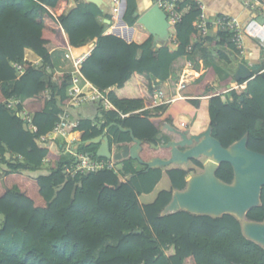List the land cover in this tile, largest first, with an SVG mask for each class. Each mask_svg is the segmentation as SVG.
Returning <instances> with one entry per match:
<instances>
[{
    "label": "trees",
    "instance_id": "1",
    "mask_svg": "<svg viewBox=\"0 0 264 264\" xmlns=\"http://www.w3.org/2000/svg\"><path fill=\"white\" fill-rule=\"evenodd\" d=\"M70 3L0 0V213L4 216L0 224V264H264V247L243 235L234 215L214 218L180 211L161 216L173 190L161 191L153 203L142 204L140 195L156 188L163 168L145 171V165L127 158L118 171L103 169L75 177L64 173L75 159L63 154L65 143L54 136L53 130L70 101L73 77L53 71L54 49L80 47L73 48L79 55L89 53L94 42L81 71L93 85L108 90L123 87L134 73L166 80L173 62L188 55L191 45L193 49L199 45L193 23L200 11L192 0L181 3L182 19L170 29L173 41L157 47L154 36L137 22V0H127L124 20L148 34L143 43L124 40L131 39V30L120 20L121 8L110 27L102 18L112 16L96 4L83 0H76L72 6ZM109 27L111 34H105ZM222 36L225 40V34ZM26 49L33 50L44 64L36 67L28 63L26 72L18 76L12 62L22 61ZM46 75L48 80L44 79ZM254 75L244 92H230L232 101H223L220 93L246 80H226L217 91L212 87L211 69L182 93L188 97L210 96L213 135L225 147L248 133V147L264 153V76ZM20 97L33 100L30 109L36 131L19 115L24 109L22 103L9 107L11 99ZM109 98L119 111H106L100 105L105 118L101 127L83 118L68 131L76 132L77 143H86L112 123L132 128L143 141L140 155L145 161L169 158L170 149L157 147L161 125L172 123L180 113L195 116L198 108V99L185 98L156 113L144 110L121 118L119 112H134L152 102L147 98L120 99L113 91ZM111 129L114 149L134 145L129 132L118 126ZM80 147L102 158L89 150L95 144ZM17 154L23 158L12 157ZM193 162L203 168L200 161ZM166 174L173 189L186 186L189 172L185 169L171 168ZM217 175L232 182V165L222 163ZM248 217L264 219V187L262 205L251 209Z\"/></svg>",
    "mask_w": 264,
    "mask_h": 264
},
{
    "label": "water",
    "instance_id": "2",
    "mask_svg": "<svg viewBox=\"0 0 264 264\" xmlns=\"http://www.w3.org/2000/svg\"><path fill=\"white\" fill-rule=\"evenodd\" d=\"M83 1L96 4L105 14L104 8L108 6L105 0ZM72 2L75 4L76 0H72ZM135 14L139 16L137 22L154 36L155 46L161 41L163 42L162 45L169 43L170 24L163 9L154 4L143 14L139 12ZM120 20L127 27L123 20V12L120 15ZM105 22L111 24L112 20L105 19ZM254 73H260L264 76V66L249 67L241 63L235 80L249 81L255 76ZM112 126H118L122 131L129 132L135 142L134 145H125L119 151H114L107 134ZM161 129L176 136V138L172 137L167 142L157 145V147L170 149L169 158L156 157L149 161L143 160L140 155L143 141L135 136L132 128H125L117 123H112L99 136L89 139L86 143L79 142L78 145L97 144L99 145L96 152L97 156L113 157L119 162L132 158L145 165V171L152 168H167L173 165L180 167L194 160L200 161L203 164L202 171L189 175L183 189H173L172 198L160 215L166 216L186 211L192 215L218 218L224 214H231L240 221L243 235L264 247V219L258 221L248 217V212L251 209L262 205L264 153L248 147L249 134L246 133L242 138L225 147L213 135L211 124L199 134H191L189 130H180L169 122H164ZM222 163H229L233 167L234 178L230 183L217 175ZM135 231L141 232L140 230Z\"/></svg>",
    "mask_w": 264,
    "mask_h": 264
},
{
    "label": "crops",
    "instance_id": "3",
    "mask_svg": "<svg viewBox=\"0 0 264 264\" xmlns=\"http://www.w3.org/2000/svg\"><path fill=\"white\" fill-rule=\"evenodd\" d=\"M116 1L117 0H111V2L107 3L108 6L104 8L105 14H109L112 16V19H111L112 22H113V17H114L113 14L115 15L118 14L119 8H121L120 9L121 14L123 12V20H124V15L127 9V0H125V6H124V0H118L119 3H116ZM192 1L196 3L197 8H198V2L202 1L206 5V11H207V14L209 15L210 20H213V21L218 16L228 15V16L237 17L244 24L253 16V12L244 5L242 0H192ZM137 3H138L137 12H139L140 14H143L150 7H152V5H154L153 0H137ZM70 5L71 6L73 5L72 0H71ZM137 17L139 18V16ZM105 19L107 18L105 17L102 18L103 21H105ZM113 24L115 23L109 24L110 27ZM110 27L107 29L105 34H111L109 33ZM131 27L132 26H129L127 24V29L131 30V39L129 40V39L123 38L128 43H131V42L143 43L148 38L147 33L139 31L138 28L136 27H133V29H130ZM222 33L225 34V37H226L225 40L222 39L223 37ZM232 36H233V32L223 31V30H220L216 25H212L209 37L205 41L199 40V36L197 32L195 41L199 42V45L195 47L188 55L181 56L180 58H178L177 60L173 62L172 67H171V74L168 79L166 80L155 79L152 76H145L139 73H134L123 87L119 88L118 86H114L108 89V91L115 92V94L120 99L147 98L151 102L153 101L152 97L159 90L164 91L166 97L170 100V102L163 104V105H156V106H153L152 105L153 103H152L151 105L146 106L143 109H140L142 111L148 110L151 113H156L158 112L159 108L167 106V105L169 106L177 100H182L185 98L198 99L197 114L195 116H192L186 113H180L174 118L171 124H173V126L177 127L180 130H189V133L191 134L202 133L211 124V117L209 113L210 96L188 97V96L183 95L182 89H180L178 86V82H179L182 71L184 69L190 70V81L188 85H191L192 83L196 81L197 78L201 77V75L205 74V72L211 69V71L214 73V80L212 82V87H214L218 91L221 88L220 84L222 82H225L226 80H229L232 78L234 79V81H236L235 77L237 75L238 68L241 63H244L247 66H250V64H253V65L264 64V62H262L260 59V53H261V50L263 49L257 44L256 41H254L253 39L249 37L245 39L247 50H246V54L241 57L239 55L237 47L232 42V39H231ZM170 37L174 38L171 35V31H170ZM171 41L173 40H170L169 43ZM162 43H163L162 41L158 42L156 47L161 46ZM91 44L93 46L90 52L87 53V56L91 54L92 49L95 46L94 42H91ZM73 48H80V47H70L69 49L56 48L51 52V57H52L53 65H54L53 71L55 73H58L60 75L61 73L62 74L67 73L72 76L71 71L74 70V67H73L72 61L65 58V54L67 52L70 53V49L73 52ZM25 58L29 60H39L41 57L38 56L33 50L26 49ZM208 74H211V72H209ZM44 79L48 80V75H46ZM85 84H86L85 80L82 78H79L77 83H72L71 88L80 89ZM247 85H248V81H247ZM244 91L245 89L242 90L241 93ZM225 95L228 98L226 102L233 100V96L231 95L230 92H227ZM14 100L17 101L16 103H14L15 106L22 103V105L24 106L23 110H28L29 112H32L30 109V105L33 102L32 99H26V98L20 97V98H14ZM65 109H67L70 112L71 122L73 124H77L78 121L83 118H90L94 120L98 127H101L104 124L105 118L104 116H102L103 114L101 112V106L99 103H85L79 107H73V106L69 107L68 105H66L64 107V110ZM140 110L130 112V115L137 114V112ZM126 114H129V113H126ZM120 117L123 118L121 115ZM160 130L161 131L159 133V136L157 137L160 143L164 142L165 139L170 140L172 137L176 138V136H174V134H172L171 132L167 130H162L161 128ZM107 134L110 137L111 146L113 148L114 146L112 145V143H113L114 135H113L112 129H110ZM76 138H77L76 132H70V134L65 139L59 138V140L65 143L66 145V142L72 141ZM165 142H167V140ZM85 145H88V144H85ZM95 145H96V152H97L99 145L97 144ZM81 148L82 147H80V145L78 144L74 147V149L78 151H80ZM114 151H119V150H116L115 148ZM177 167L179 166L173 165L167 168H163L164 169L163 177L157 184L156 188L150 193L141 194L139 197L140 202L145 205L151 204L156 200L158 194L161 191L173 190L170 178L166 174V170L171 169V168H177ZM180 168H183L186 171H188L189 175L202 171V169L200 170L199 169L200 167L196 165L193 161L189 162L186 165L180 166ZM1 173H2V169H0V175ZM109 244H114V241H109Z\"/></svg>",
    "mask_w": 264,
    "mask_h": 264
},
{
    "label": "built area",
    "instance_id": "4",
    "mask_svg": "<svg viewBox=\"0 0 264 264\" xmlns=\"http://www.w3.org/2000/svg\"><path fill=\"white\" fill-rule=\"evenodd\" d=\"M185 0H153L154 4H157L161 9L165 11L167 14V20L170 24V29L172 26L179 23L182 19V15L180 12L181 3ZM244 5L253 12V16L246 22L242 23L237 17L234 16H218L214 21L210 20L209 15L206 11V5L202 2H198V9L200 11L199 16L194 21L193 25L196 28L199 36V40L205 41L208 39L210 30L212 25H216L220 30L223 31H231L233 32L232 42L236 45L239 55L242 57L246 54V41L247 37L253 39L257 42V44L264 50V0H242ZM116 3H119L117 0ZM75 5V4H73ZM174 38L170 37V40ZM193 50V45L189 47V51ZM65 58L72 61L74 70L71 71L73 77V83H77L79 78L85 80L86 84L81 87L80 89H69V96L70 101L68 106L79 107L85 103H99L103 107H105L106 111L111 109H116L119 111L111 102L109 98V91L108 90H101L100 88L93 85L89 82L84 75L82 74V65L85 59L87 58V53L75 55L71 49L70 53L67 52L65 54ZM32 66L41 67L44 64L42 58L39 60H29L24 58L22 61H14L12 62L13 67L16 69L18 76L23 75L27 70V64ZM264 66V64H262ZM254 66L250 64L249 67ZM62 74V73H61ZM190 81V70L184 69L181 73L178 86L180 89L185 88ZM247 88V81L235 84L228 88L227 91L220 93L222 99L226 102L228 98L226 97L227 92H231L232 90L241 93L242 90ZM152 105H163L170 100L166 97L164 91L159 90L153 97H152ZM17 101L12 99L9 101V107L15 106L14 103ZM142 110L138 111L140 113ZM120 115L124 118L130 115L123 114L119 112ZM26 121L29 123L30 127L36 131L37 127L32 123V116L31 112L28 110H22L19 112ZM59 121L56 124L53 134L56 138H66L70 132L68 128L73 124L71 122V114L70 112L65 109L59 115ZM76 139L72 141L66 142L65 149L63 151L64 155H67L71 158H74V162L71 165H67L64 169V173L67 176L75 177L78 173H89V172H98L103 169H110V170H120L117 161L114 158H97L93 154L87 151H78L75 150L74 147L77 145ZM13 158L22 159L23 157L20 154L13 155ZM49 162V160H47ZM128 178V177H127Z\"/></svg>",
    "mask_w": 264,
    "mask_h": 264
},
{
    "label": "rangeland",
    "instance_id": "5",
    "mask_svg": "<svg viewBox=\"0 0 264 264\" xmlns=\"http://www.w3.org/2000/svg\"><path fill=\"white\" fill-rule=\"evenodd\" d=\"M107 3L108 2H111V0H105ZM113 22L112 23H115V18L117 17V14H113ZM116 16V17H115ZM108 26H110L108 24ZM260 59L262 62H264V50H261V53H260ZM105 109V107H103ZM103 109V110H104ZM85 148V147H84ZM81 150H83V147L81 148ZM90 151H92V153H96V147H92L91 149H89ZM119 167H122L123 165H126L123 161H120V163L118 164ZM200 170L202 169L201 167L199 168ZM3 221H4V216L0 213V224L2 225L3 224Z\"/></svg>",
    "mask_w": 264,
    "mask_h": 264
}]
</instances>
